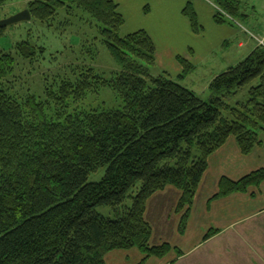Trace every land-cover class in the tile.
Returning a JSON list of instances; mask_svg holds the SVG:
<instances>
[{
    "label": "trees",
    "instance_id": "16d2710c",
    "mask_svg": "<svg viewBox=\"0 0 264 264\" xmlns=\"http://www.w3.org/2000/svg\"><path fill=\"white\" fill-rule=\"evenodd\" d=\"M9 1L0 0V7ZM66 4L97 24L120 72L105 79L89 68L74 81L46 86L44 98L17 97L7 92L17 58L32 64L44 49L25 40L14 44V54H0V264H105L108 253L133 248L145 259L163 257L167 244L149 245L147 200L168 186L179 190L183 229L209 156L229 137L243 155L261 144L264 47L214 77L204 102L168 75L152 76L153 41L144 30L121 37L125 21L111 0H32L25 9L31 20L48 24ZM215 6L233 20L241 0H216ZM183 14L199 33L191 0ZM214 20L226 22L219 15ZM177 61L179 79L194 71L183 58ZM245 87L247 101L230 106L227 98ZM106 88L121 108L74 107ZM100 169L101 180L89 182ZM263 181L264 170L236 182L221 179L218 196ZM98 208H108L110 216Z\"/></svg>",
    "mask_w": 264,
    "mask_h": 264
},
{
    "label": "rangeland",
    "instance_id": "374dc122",
    "mask_svg": "<svg viewBox=\"0 0 264 264\" xmlns=\"http://www.w3.org/2000/svg\"><path fill=\"white\" fill-rule=\"evenodd\" d=\"M30 1L32 0L7 2L0 7V21L25 10ZM191 1L202 27L199 34L201 45L194 47L197 58L194 71L185 78L179 79L178 77L182 73L181 66L177 61L179 72L175 67L176 61L171 60L170 52L163 45V41L157 38L158 58H162V61L156 60L155 54V65L150 67V72L152 76L168 75L170 79L206 102L210 98L208 86L211 78L215 74L223 73L230 61L245 58L248 50H251V46L238 49V42L248 39L251 45H255L253 42L255 40L248 36L254 39L264 37V2L263 0H241L240 15L232 20L219 13L215 6L216 0ZM146 7H148V12H145ZM64 9L57 11L54 19L48 23L49 26L37 20H30L9 26L3 31V35L0 36V54L7 52L14 54V44L25 40L44 49V52L32 64L17 58L14 74L8 78L7 92L9 95L23 97L29 93L44 98L46 86L62 79L74 81L89 68L105 79L120 72L119 65L111 58L102 43L97 24L87 14L75 7L72 8L70 4H66ZM150 9V0H123L122 11L126 19V26L121 29L119 35L121 37L128 35V33L124 34V30L134 24L142 28L137 31L149 30L154 36L152 30L156 17L154 10L150 14ZM217 15L226 22L216 23L214 17ZM247 92L248 87H245L236 96L227 98L226 102L230 106L244 103L248 98ZM121 105V101L115 94L106 88L100 90L98 94H87L85 99L74 107L78 109H119ZM259 140L263 144L264 135H260ZM104 171V169H100L97 173L92 174L88 181H100ZM97 211L104 216H110L111 213L108 208H98Z\"/></svg>",
    "mask_w": 264,
    "mask_h": 264
},
{
    "label": "crops",
    "instance_id": "0c3cea01",
    "mask_svg": "<svg viewBox=\"0 0 264 264\" xmlns=\"http://www.w3.org/2000/svg\"><path fill=\"white\" fill-rule=\"evenodd\" d=\"M111 1L118 6V12L125 21L122 28H125L123 0ZM150 1V14L154 10L156 17L152 30L154 36L149 30L145 32L155 45L156 60L162 61V58H158V38L170 52L171 60L176 61L173 60L179 72L178 57L196 67L194 47L201 45L199 34L202 27L198 22L201 31L193 33L189 20L183 14L189 0ZM139 27L133 24L124 30V34L142 29ZM248 38L252 39L250 36ZM250 46L252 48L247 56L257 47L256 42L251 45L248 39H243L237 44L238 49ZM239 59L230 61L223 72L243 60ZM258 170H264V143L255 147L250 154L243 155L235 139L229 137L207 159V168L183 229H180L182 213L176 212L181 197L179 190L168 186L147 200L144 219L151 228L149 245L156 248L167 244L169 252L163 257L145 259L136 248L113 251L104 257L105 264H264V181L243 193L218 196L221 179L236 182Z\"/></svg>",
    "mask_w": 264,
    "mask_h": 264
},
{
    "label": "water",
    "instance_id": "95a60500",
    "mask_svg": "<svg viewBox=\"0 0 264 264\" xmlns=\"http://www.w3.org/2000/svg\"><path fill=\"white\" fill-rule=\"evenodd\" d=\"M31 20V16L28 12V10H23L20 13L0 21V28L1 29H5L9 26L15 25V24H19L21 22H28Z\"/></svg>",
    "mask_w": 264,
    "mask_h": 264
},
{
    "label": "built area",
    "instance_id": "2783aa9c",
    "mask_svg": "<svg viewBox=\"0 0 264 264\" xmlns=\"http://www.w3.org/2000/svg\"><path fill=\"white\" fill-rule=\"evenodd\" d=\"M263 2H264V0H263ZM254 40L257 42L258 46L264 47V37L260 38V39L255 38Z\"/></svg>",
    "mask_w": 264,
    "mask_h": 264
}]
</instances>
